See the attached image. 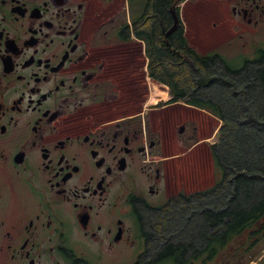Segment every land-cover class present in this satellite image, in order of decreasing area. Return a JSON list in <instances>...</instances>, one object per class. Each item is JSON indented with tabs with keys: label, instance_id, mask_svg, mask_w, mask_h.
Masks as SVG:
<instances>
[{
	"label": "flooded vegetation",
	"instance_id": "flooded-vegetation-1",
	"mask_svg": "<svg viewBox=\"0 0 264 264\" xmlns=\"http://www.w3.org/2000/svg\"><path fill=\"white\" fill-rule=\"evenodd\" d=\"M149 1L0 0V264H174L160 219L211 187L171 192L164 135L210 120L151 101ZM224 2L214 27L237 64L264 60V0ZM189 243L177 264H194Z\"/></svg>",
	"mask_w": 264,
	"mask_h": 264
},
{
	"label": "trees",
	"instance_id": "trees-1",
	"mask_svg": "<svg viewBox=\"0 0 264 264\" xmlns=\"http://www.w3.org/2000/svg\"><path fill=\"white\" fill-rule=\"evenodd\" d=\"M184 1L186 0L149 1L151 23L141 27L142 32L139 35L147 40V49L152 61L151 75L171 88L175 95L170 100L171 102L187 101V104L213 110L217 117L224 120V124L219 143L212 146L216 162L215 184L210 189L198 192L192 197L180 196L178 199L171 200L169 209L171 211L179 210V207L194 206L200 201L206 202L214 196L217 197L221 192H223L222 195H226V190L227 195L230 192L229 197L233 198L226 201V208L206 210L201 228L202 241L194 244V256L190 262L209 264L215 260L216 264H246L264 248V179L251 176L252 168H257L253 167L254 164L259 165L260 161L264 160V155L258 148L250 149L253 148V145L251 141L246 144L243 135L239 139L238 132L241 129L237 127L233 118L238 121L241 113H236L238 115L236 116L228 112L218 100L219 95L211 92L206 93L204 90L208 88L207 82L211 81V71L223 64V72L229 79L245 73L248 78L257 79L260 82L264 94V60L237 64V62L228 61L224 56L214 55L212 52L200 54L196 48L189 44L183 23H179L178 29L171 35H166V32L174 24L173 10H176L180 17V9H177V4ZM149 33L152 38L148 37ZM199 74L201 78H199ZM194 91H202V94L196 96ZM251 125L255 127V125ZM256 128L262 129L259 126ZM255 132L257 130L251 135L253 136ZM227 139L234 142L233 145L230 143V146H236V150H230L227 147L226 154H224L220 147L225 144ZM256 139L259 140L258 137ZM262 139L264 140V137ZM243 147L247 148L248 153L245 154L248 155L240 157H245L250 162L239 161L236 164L239 171L234 179L229 170L231 166L234 167L235 163L230 164L226 160L232 157V153L236 157H238L237 153L244 155ZM260 169L264 171L262 164ZM232 177L234 180H231ZM237 195L243 199H238ZM212 219L216 225V236L215 240L211 242L208 241L207 236L210 228L209 221ZM189 242L190 240L184 238L164 242V254L171 255L168 262L181 263L183 258L179 254L189 248Z\"/></svg>",
	"mask_w": 264,
	"mask_h": 264
},
{
	"label": "rangeland",
	"instance_id": "rangeland-1",
	"mask_svg": "<svg viewBox=\"0 0 264 264\" xmlns=\"http://www.w3.org/2000/svg\"><path fill=\"white\" fill-rule=\"evenodd\" d=\"M224 1L225 0H187L177 4V9L179 8L180 13L182 12L183 14L185 34L192 47L203 54L204 52H209L213 46H218V52H221L227 60L239 62L240 58L237 57L239 55V52L236 51L237 47L235 46L234 48L225 43V39L229 37L224 35L223 30L225 29V25L222 26V30H220L219 33H217L214 27L215 20L219 19V24L225 21L226 8ZM216 6L220 8V11L215 10ZM222 42L223 45L219 44ZM220 66L221 67H215L211 71V81H209V83L207 82L206 85H208V88L204 91L206 93H215L217 96L219 95L218 100L221 102L223 108L233 115L241 113L239 116L240 118L238 119L237 117L238 121L233 118L237 127L241 129L238 132L239 139L241 138L240 136L243 135L246 144L251 141L253 148L250 149L255 150L258 148L264 155V140L262 139L264 137V94L262 93L260 82L257 79L248 78L245 73L241 74V76H235V78L229 79L223 72V64H220ZM199 78H201V75ZM151 81H153L151 98L153 104L159 102L161 98H164V103L170 101L173 94L171 88L165 83L164 85L160 84L158 80L154 81L152 79ZM202 91L194 92L195 95H201ZM180 105L189 109L187 113H189L190 116L194 112L200 115L201 120L206 117L210 122L209 126H206L207 130L204 135L200 133L195 134L188 124L187 130L183 133H179V128L182 125L181 121L176 122V120H174L172 121L174 123H168V129H166L164 135L166 139L164 159L167 158L164 160V166L168 163L171 168V192H178L179 189L182 191L192 190L199 188L200 185H203L205 188L212 187L216 181V162L211 150V143H219L224 120L219 117L215 119L214 116L208 114V108H206L207 111H200L198 107L195 108L194 106L187 105V101H182ZM169 119L171 120L173 118L170 117ZM251 124L255 125V127ZM256 126L262 129L258 130ZM255 130H257V132L252 136L251 134ZM256 137H258L259 140H257ZM198 140L199 144L196 145ZM230 143L233 145L234 142L227 139L223 145L225 148L223 146L220 147L222 153L226 154L227 147L230 150H236V146L231 147ZM194 145L196 146L192 148ZM245 147H243L244 155L237 153L238 157H236V155L232 153V157L226 160L229 161L230 164L232 162L235 163L234 167L231 166L229 170V173L234 176V179L237 177L236 173L239 171L236 164L239 161L250 162L247 158L240 157L248 155L245 154L247 152V148ZM261 164L264 166V160H261L259 165L254 164L253 167L257 168H252V177L264 179V171L260 169ZM189 179H191V181H189L190 183L192 181L199 182L198 185L192 186L187 182ZM232 179L233 177L231 180ZM200 181L204 183L202 184ZM222 193L223 192L217 197L214 196L209 201L196 202L197 205L194 206L189 205L184 208L179 207V210L173 209L169 212H164V218L160 219L164 220V231H159V235L155 238L159 241H162L164 238V242L172 239L181 240L182 238L193 240L194 244L201 242V228L203 227L206 210H213L215 208L222 210V208H226V201L228 202V200L230 201L233 198L229 197L230 192L227 195V190L225 192L227 196L222 195ZM239 193L241 194L242 191ZM212 194L214 193L212 192ZM238 199L242 200L243 198L238 196ZM246 264H264V248L255 258L250 259Z\"/></svg>",
	"mask_w": 264,
	"mask_h": 264
},
{
	"label": "water",
	"instance_id": "water-1",
	"mask_svg": "<svg viewBox=\"0 0 264 264\" xmlns=\"http://www.w3.org/2000/svg\"><path fill=\"white\" fill-rule=\"evenodd\" d=\"M173 14H174V24L166 32V35H168V36L171 35L173 32H175L178 29L179 23H180V18H179V15L177 14L176 10H173Z\"/></svg>",
	"mask_w": 264,
	"mask_h": 264
},
{
	"label": "crops",
	"instance_id": "crops-1",
	"mask_svg": "<svg viewBox=\"0 0 264 264\" xmlns=\"http://www.w3.org/2000/svg\"><path fill=\"white\" fill-rule=\"evenodd\" d=\"M198 144H199V142L196 145H198ZM196 145H194L192 148H194ZM192 148H190V149H192ZM184 154H187V153H184Z\"/></svg>",
	"mask_w": 264,
	"mask_h": 264
}]
</instances>
